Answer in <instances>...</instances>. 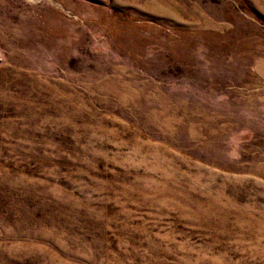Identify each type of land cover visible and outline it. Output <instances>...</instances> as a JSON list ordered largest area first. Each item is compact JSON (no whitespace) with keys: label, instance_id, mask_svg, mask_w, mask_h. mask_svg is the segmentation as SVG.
Here are the masks:
<instances>
[{"label":"rangeland","instance_id":"rangeland-1","mask_svg":"<svg viewBox=\"0 0 264 264\" xmlns=\"http://www.w3.org/2000/svg\"><path fill=\"white\" fill-rule=\"evenodd\" d=\"M0 264H264V0H0Z\"/></svg>","mask_w":264,"mask_h":264}]
</instances>
